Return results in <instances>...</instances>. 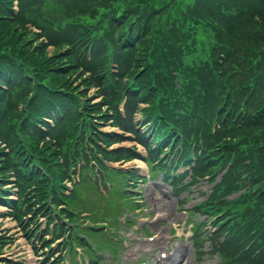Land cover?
Listing matches in <instances>:
<instances>
[{
	"label": "trees",
	"instance_id": "obj_1",
	"mask_svg": "<svg viewBox=\"0 0 264 264\" xmlns=\"http://www.w3.org/2000/svg\"><path fill=\"white\" fill-rule=\"evenodd\" d=\"M81 69L89 76L75 84ZM90 85L150 159L181 152L179 162L188 164L194 155L192 182L227 168L212 195L239 193L228 220L217 222L220 264H264V0H0V141L11 150L0 179L16 168L15 154L30 175V164L55 155L49 142L40 146L42 115L53 118L47 133L63 151L79 125L96 140L90 112L99 114L100 104L88 99L77 109L80 88ZM124 97L126 117L117 111ZM136 111L150 141L135 130ZM96 150L107 158L134 155ZM57 166H50L55 180ZM48 180L44 188H53Z\"/></svg>",
	"mask_w": 264,
	"mask_h": 264
},
{
	"label": "rangeland",
	"instance_id": "obj_2",
	"mask_svg": "<svg viewBox=\"0 0 264 264\" xmlns=\"http://www.w3.org/2000/svg\"><path fill=\"white\" fill-rule=\"evenodd\" d=\"M206 57L207 55L203 54L202 57L199 56V59ZM92 90H89L90 95L93 94ZM98 99L99 97L95 100ZM105 112L106 117L98 123L102 125L101 129L115 130L119 133L114 135L126 138L127 130L114 123L116 120L114 108L111 106L105 108ZM107 136H105L106 140ZM116 139L117 137L110 135L108 144L110 148L123 147L125 152L130 153L127 148L139 147L136 141L129 139L116 141ZM100 140L107 145L104 138L100 137ZM138 149L142 153L145 152L141 146ZM139 166H144L140 159L125 163L126 168L135 167L137 172L142 175V169ZM100 169L104 171L103 168ZM181 170H185V168H180L179 171ZM161 176L151 179L152 181L139 179L136 183L137 187L143 185L141 194L144 196L139 201L143 204L142 209H135L138 206L136 203L131 205L133 199L137 198L136 193H133L134 187L128 185L129 179L132 178L131 174H124L109 168L106 169L104 176L107 182L105 187L100 186L90 176L89 179L86 178L87 180L75 185L72 195L67 197L68 208L62 211L61 218L68 220L72 232L85 235L92 244L94 250L85 248L86 253L83 255L85 262L91 259L93 263L99 261L106 264L105 261L109 259L111 261L109 264H160L155 257L157 252H149L154 248L152 242L136 239V237L141 238L144 234L142 232L144 228L141 227L149 225L153 231L165 229L166 234L174 235V237L168 238L173 237L168 246L170 245V251L174 255L167 261V264H219L217 248L220 246L221 238L202 235L193 246L189 238L191 226L185 224L188 220L186 210L192 209L194 213L190 214L193 216V221H204V223L207 221L206 226H202L201 229L210 230L211 221L207 215L210 217L214 211L213 208L216 207H208V204L217 202L210 199L213 196L210 190L219 181V175L213 182L209 177H199V180L191 183L189 187H182V184L186 185L189 184V181H193V177L190 175L185 176L178 187L171 182L167 183L161 179ZM11 185L8 184V186ZM234 195L236 194L232 196ZM195 204L204 205L205 209L200 211L195 208ZM7 210L6 207L0 205V255L3 256L0 258L1 264H42L47 258V254L43 245H40L39 237L31 240L26 232L28 221L24 222V226L19 224L16 217L3 215ZM162 212H167V214L161 218ZM156 217L157 219H155ZM128 218L133 221H127ZM132 228L135 230L140 228V232L127 231ZM178 232L182 233L181 238H178ZM118 234L129 239L127 243V246L130 245L129 247H123V239L116 237L119 236ZM97 237L99 240L95 241ZM211 248L215 249L216 253L210 252ZM123 250L124 252L116 259L117 253H121ZM158 258L159 256H157Z\"/></svg>",
	"mask_w": 264,
	"mask_h": 264
}]
</instances>
